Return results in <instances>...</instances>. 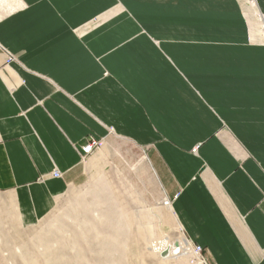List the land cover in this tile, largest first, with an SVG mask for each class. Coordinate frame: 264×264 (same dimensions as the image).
<instances>
[{
    "label": "crops",
    "instance_id": "crops-1",
    "mask_svg": "<svg viewBox=\"0 0 264 264\" xmlns=\"http://www.w3.org/2000/svg\"><path fill=\"white\" fill-rule=\"evenodd\" d=\"M247 1L0 0V192L20 222L81 179L88 138L114 136L144 153L174 244L264 264V0L250 21Z\"/></svg>",
    "mask_w": 264,
    "mask_h": 264
},
{
    "label": "rangeland",
    "instance_id": "rangeland-1",
    "mask_svg": "<svg viewBox=\"0 0 264 264\" xmlns=\"http://www.w3.org/2000/svg\"><path fill=\"white\" fill-rule=\"evenodd\" d=\"M247 2L243 10L250 21L246 9L254 3ZM252 10L257 14L250 18H257L252 21L264 35L257 7ZM101 23L94 19L78 35ZM100 141L103 147L92 156H80L81 179L69 184L35 224L23 225L10 198L0 192V264H192V250L184 257L165 255L179 244L173 243L176 224L159 199L144 153L114 136ZM55 172L62 178L56 169L52 178Z\"/></svg>",
    "mask_w": 264,
    "mask_h": 264
},
{
    "label": "built area",
    "instance_id": "built-area-1",
    "mask_svg": "<svg viewBox=\"0 0 264 264\" xmlns=\"http://www.w3.org/2000/svg\"><path fill=\"white\" fill-rule=\"evenodd\" d=\"M10 61H12V58L9 56L7 62ZM102 147H103V142H101L100 140H96L94 138H88L85 144L80 147L79 154L82 159H86L92 156L96 151H98ZM53 176H54L53 178L55 179L60 178V174L58 172H55ZM162 205L165 207H170V202L168 200H163ZM192 252L200 257L202 253V249L199 246H194L192 247ZM201 262L205 264L202 259Z\"/></svg>",
    "mask_w": 264,
    "mask_h": 264
},
{
    "label": "bare ground",
    "instance_id": "bare-ground-1",
    "mask_svg": "<svg viewBox=\"0 0 264 264\" xmlns=\"http://www.w3.org/2000/svg\"><path fill=\"white\" fill-rule=\"evenodd\" d=\"M178 243L179 244H176V245H173V246L171 245L170 247L172 249L168 247L167 251H165V255L167 254L168 257H174V256H176V257L177 256L184 257L185 255L187 256V253H189L190 250H192V249L190 247H188V244L186 242H184V241H179ZM159 246H161V245H159ZM152 247L153 248L151 250H155V246H152ZM161 251H163V250H161ZM193 254H191V255H193ZM194 256H197L198 258H200L196 254H194Z\"/></svg>",
    "mask_w": 264,
    "mask_h": 264
}]
</instances>
